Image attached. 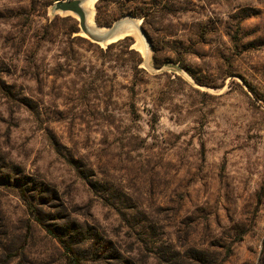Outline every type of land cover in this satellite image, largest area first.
<instances>
[{
  "label": "rangeland",
  "instance_id": "obj_1",
  "mask_svg": "<svg viewBox=\"0 0 264 264\" xmlns=\"http://www.w3.org/2000/svg\"><path fill=\"white\" fill-rule=\"evenodd\" d=\"M57 1L0 0V264L64 260L17 185L139 264H264V0H96L140 27L104 44Z\"/></svg>",
  "mask_w": 264,
  "mask_h": 264
},
{
  "label": "trees",
  "instance_id": "obj_2",
  "mask_svg": "<svg viewBox=\"0 0 264 264\" xmlns=\"http://www.w3.org/2000/svg\"><path fill=\"white\" fill-rule=\"evenodd\" d=\"M129 40L132 39L127 37L123 42ZM12 186L15 188L16 185ZM20 186L17 185L19 198L25 204L28 216L48 237L55 240L60 246L64 253L62 264H139L135 258L131 257L132 251L123 250L117 246L104 234L100 233L96 227L91 226L88 221L80 223L68 221L62 224L53 221L52 223L53 215L44 210V205H35V199L26 197L27 191L22 190ZM8 236V232L2 227L0 240H4ZM240 240L242 239L238 241ZM0 249L5 250V246L1 242ZM230 254L231 249L228 250L223 262L227 260ZM184 259L192 262L191 264H217V260L210 259L205 252L203 254L197 249H189L184 254Z\"/></svg>",
  "mask_w": 264,
  "mask_h": 264
},
{
  "label": "water",
  "instance_id": "obj_3",
  "mask_svg": "<svg viewBox=\"0 0 264 264\" xmlns=\"http://www.w3.org/2000/svg\"><path fill=\"white\" fill-rule=\"evenodd\" d=\"M88 0H59L53 6V13L61 12L63 14L71 13L77 17L81 32L91 41L104 44L109 42L115 34L127 25L136 22L132 18L124 17L109 27L106 32L99 33L101 28L93 29L88 24V13L84 10L83 6ZM140 30V27H138Z\"/></svg>",
  "mask_w": 264,
  "mask_h": 264
},
{
  "label": "bare ground",
  "instance_id": "obj_4",
  "mask_svg": "<svg viewBox=\"0 0 264 264\" xmlns=\"http://www.w3.org/2000/svg\"><path fill=\"white\" fill-rule=\"evenodd\" d=\"M96 0H88L83 8L84 10L88 13V24L91 28L96 29L97 26L95 25L94 17H95V12H94V4ZM139 25L137 22H134L133 24L127 25L124 28H121L111 39L110 41H116L119 39H122L126 36H129L130 34H137L139 31ZM107 30L105 29H100L98 30L99 33H104Z\"/></svg>",
  "mask_w": 264,
  "mask_h": 264
}]
</instances>
